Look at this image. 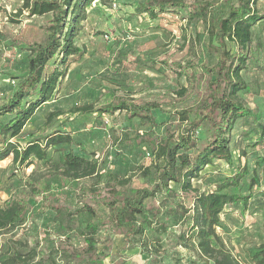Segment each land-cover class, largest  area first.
Here are the masks:
<instances>
[{"label":"trees","instance_id":"trees-1","mask_svg":"<svg viewBox=\"0 0 264 264\" xmlns=\"http://www.w3.org/2000/svg\"><path fill=\"white\" fill-rule=\"evenodd\" d=\"M216 1L140 0L135 4L134 14L150 20L172 13L187 26L202 23L207 35L206 52L213 54L214 59L210 65L197 64L196 57L184 64L169 58L160 60L161 65L175 75V86L165 88L163 95L183 127L171 130L170 125L165 124L161 131L149 129L136 133L129 140L130 144L149 148L151 161L137 166L128 175H119L103 169L94 156L85 158L65 147L52 148L71 142L67 132H50L42 138L28 135L24 141L21 139L26 124L54 94L68 57L79 52L74 39L92 2L22 0L19 13L24 9L27 16L43 17L45 37L43 42L26 47L22 72L12 76V85L0 102V162L11 158L10 175L32 167L14 195L0 203V248L2 237L15 226L24 224L32 203L39 201L53 213L58 224L57 238L51 239L46 232L41 243H50L51 250L59 253L64 264H83L93 258L102 261L107 254L97 249L96 244L97 235L103 229L120 234L123 248L144 246L148 250L154 247L156 251L161 246L160 233L171 227L179 228L178 245H188L209 264H248L225 246L218 229L222 228L220 214L223 210L237 203L246 205L251 195L245 194L243 189L249 190L257 181L255 169L250 170L245 163L239 165L241 157L248 154L242 148L241 154L235 157L231 141L235 127L251 118L255 122L249 132L256 135L255 145L264 144V108L255 111L243 96L249 89L243 72L254 54L252 28L264 20V11L257 8L258 0H223L225 7L220 10L214 8ZM181 39V46L187 45L194 54L196 38L189 41L182 34ZM6 40L0 31V45ZM228 43L234 46L233 50ZM109 96L110 101L105 105L96 107L88 103L74 110L98 115L124 112L157 126L152 110H162V102L134 100L113 92ZM58 114L51 112L48 117ZM201 129L205 131L203 140L198 134ZM49 148L60 151L61 159L52 160ZM220 160L231 170L210 180L211 187H208L202 180L207 171L216 166L215 161ZM39 163H44L40 169ZM134 177L145 179L147 185L134 186ZM85 178L94 182L89 185L80 182ZM49 179L54 180L52 184ZM71 194L77 203L75 207L67 203ZM157 196H161V200L151 203ZM181 200H188L189 206ZM77 213L89 216L79 233L81 243H75L72 232L75 225L72 216ZM151 230L157 232L152 238L149 237ZM148 250L149 254L153 253ZM36 252L33 246L24 253L12 243L5 252H0V264H24L32 260ZM248 255L253 264H264V242ZM167 257L169 259L162 254L152 261L165 264ZM177 262L175 258L174 263Z\"/></svg>","mask_w":264,"mask_h":264},{"label":"rangeland","instance_id":"rangeland-1","mask_svg":"<svg viewBox=\"0 0 264 264\" xmlns=\"http://www.w3.org/2000/svg\"><path fill=\"white\" fill-rule=\"evenodd\" d=\"M139 1L99 0L98 3V0H92L74 39L79 52L68 57L64 75L58 80L51 99L26 124L21 137L23 141L28 135L42 138L50 132H67L71 142L59 143L52 148L65 147L85 158L94 156L103 169L128 175L137 166L149 164L152 158L151 150L145 145L130 144L129 140L136 133L149 129L161 131L165 124H169L171 130L183 127L173 113V107L168 105V98L163 95L165 88L175 86V75L164 68L160 60L169 58L170 61L184 64L196 57L197 64L210 65L214 55L206 52L207 35L203 32L202 23L194 22L187 26L185 21L172 13L161 14L157 19L150 20L144 15L134 14L133 8ZM21 6L22 0H0V31L7 38L0 45V102L12 85V76L22 72L26 47L43 42L45 37L42 30L44 18L27 16L24 9L19 13ZM256 6L264 11V0H258ZM224 7L223 0H217L214 4L216 10ZM182 34L189 41L196 38L194 54L190 53L187 45L181 46ZM252 39L253 59L243 72L249 89L243 96L252 103L255 111H259L264 108V20L253 26ZM12 41L15 44H11ZM228 47L234 49L231 43H228ZM199 69L196 68L197 71ZM181 82L186 84L184 78ZM111 92L139 101L162 102L164 111L152 110L157 126L124 112L98 115L96 112L81 113L74 110L76 106L88 103L96 107L105 105L110 101ZM51 112L59 114L48 117ZM254 122L250 118L238 124L233 130L231 143L235 157L241 154L242 148L248 154L241 157L239 165L245 163L250 170L255 169L257 181L249 190L243 189L245 194L249 192L251 195L246 205L237 203L223 210L220 214L222 228L218 229L225 246L248 264H253L248 252H253L264 242V144L255 145L256 135L249 132ZM198 134L201 140L205 138L204 129L199 130ZM48 151L52 160L61 159L60 151L51 148ZM215 162L216 166L207 171V176L202 180L208 187H211L210 180L222 177L231 170L224 161ZM43 164L39 163L38 168H42ZM31 168L16 170L10 175L11 158L0 162V203L14 195L22 185L25 173ZM246 179L249 180V176ZM53 181L49 179L51 184ZM80 182L89 185L94 180L85 178ZM132 184L144 186L147 181L134 177ZM160 200L161 196H157L151 203L157 204ZM182 202L187 206L190 204L188 200ZM67 203L74 207L77 204L72 194L68 195ZM72 218L75 224L72 230L74 241L81 243L79 233L89 216L77 213ZM57 231L58 224L53 219V213L42 207L39 201L33 202L24 224L15 226L2 237L0 252H5L12 243L24 253L34 246L37 251L35 257L24 264H35L36 261H39L38 264H64L59 253L51 250L50 243H41L46 232L54 239L57 238ZM178 231V227H171L160 233L161 246L153 251L154 247L149 250L144 246L123 248L120 234L103 229L97 235L96 248L103 249L107 256L102 261H94L93 258L83 264H155L152 258L162 254L169 256V259H164L165 264H209L188 245L177 244ZM156 235L157 232L153 230L149 233L150 238ZM175 258L178 259L177 263H174Z\"/></svg>","mask_w":264,"mask_h":264},{"label":"built area","instance_id":"built-area-1","mask_svg":"<svg viewBox=\"0 0 264 264\" xmlns=\"http://www.w3.org/2000/svg\"><path fill=\"white\" fill-rule=\"evenodd\" d=\"M112 6H113V7H115V6H116V4H115V3H113V4H112Z\"/></svg>","mask_w":264,"mask_h":264},{"label":"crops","instance_id":"crops-1","mask_svg":"<svg viewBox=\"0 0 264 264\" xmlns=\"http://www.w3.org/2000/svg\"><path fill=\"white\" fill-rule=\"evenodd\" d=\"M98 3H99V0H98ZM251 104V106L254 108V106L252 105V103H250ZM217 164V163H216Z\"/></svg>","mask_w":264,"mask_h":264}]
</instances>
